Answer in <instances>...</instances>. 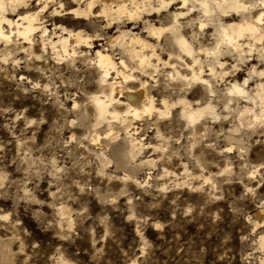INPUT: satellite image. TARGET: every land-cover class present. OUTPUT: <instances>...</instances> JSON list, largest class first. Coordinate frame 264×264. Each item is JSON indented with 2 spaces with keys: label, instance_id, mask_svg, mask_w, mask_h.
<instances>
[{
  "label": "clouds",
  "instance_id": "1",
  "mask_svg": "<svg viewBox=\"0 0 264 264\" xmlns=\"http://www.w3.org/2000/svg\"><path fill=\"white\" fill-rule=\"evenodd\" d=\"M0 264H264V0H0Z\"/></svg>",
  "mask_w": 264,
  "mask_h": 264
}]
</instances>
